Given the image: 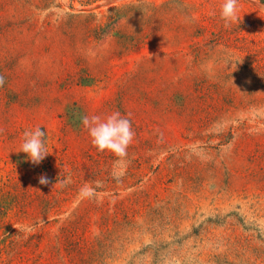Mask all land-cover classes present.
<instances>
[{"label": "rangeland", "instance_id": "1", "mask_svg": "<svg viewBox=\"0 0 264 264\" xmlns=\"http://www.w3.org/2000/svg\"><path fill=\"white\" fill-rule=\"evenodd\" d=\"M222 3L0 0V264H264V0ZM117 111L123 161L81 122Z\"/></svg>", "mask_w": 264, "mask_h": 264}, {"label": "clouds", "instance_id": "2", "mask_svg": "<svg viewBox=\"0 0 264 264\" xmlns=\"http://www.w3.org/2000/svg\"><path fill=\"white\" fill-rule=\"evenodd\" d=\"M220 18L224 21V27L230 28L234 24H239L240 0H223L220 7ZM5 77L0 74V87L5 84ZM131 114L122 115L120 112H113L104 117L99 115L82 116L81 122L88 131L91 143L98 151H108L113 153L120 161L127 158L128 148L133 143L135 132L132 128ZM49 139L45 130L40 126L26 129L22 135V143L17 153L27 154L33 165L41 164L44 159L51 154L48 147ZM122 173L117 174V178ZM39 183L47 186L50 181L46 175H41ZM59 183L70 182V177ZM56 182V183H57Z\"/></svg>", "mask_w": 264, "mask_h": 264}]
</instances>
